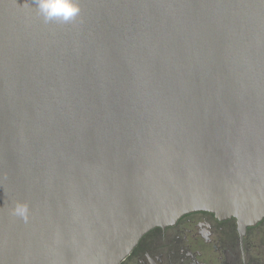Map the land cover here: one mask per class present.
I'll list each match as a JSON object with an SVG mask.
<instances>
[{
  "label": "water",
  "instance_id": "95a60500",
  "mask_svg": "<svg viewBox=\"0 0 264 264\" xmlns=\"http://www.w3.org/2000/svg\"><path fill=\"white\" fill-rule=\"evenodd\" d=\"M75 2L65 23L0 0V264H119L197 210L259 221L264 0Z\"/></svg>",
  "mask_w": 264,
  "mask_h": 264
},
{
  "label": "flooded vegetation",
  "instance_id": "af4514ba",
  "mask_svg": "<svg viewBox=\"0 0 264 264\" xmlns=\"http://www.w3.org/2000/svg\"><path fill=\"white\" fill-rule=\"evenodd\" d=\"M119 264H264V216L246 225L192 211L147 231Z\"/></svg>",
  "mask_w": 264,
  "mask_h": 264
},
{
  "label": "clouds",
  "instance_id": "9594fccd",
  "mask_svg": "<svg viewBox=\"0 0 264 264\" xmlns=\"http://www.w3.org/2000/svg\"><path fill=\"white\" fill-rule=\"evenodd\" d=\"M37 9L45 21L69 22L79 14L75 0H35ZM27 206L17 204L15 212L21 216L26 213Z\"/></svg>",
  "mask_w": 264,
  "mask_h": 264
}]
</instances>
